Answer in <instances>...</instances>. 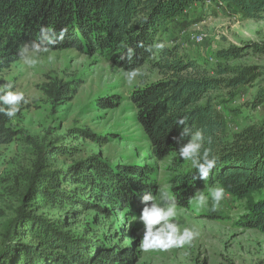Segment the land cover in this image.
I'll return each instance as SVG.
<instances>
[{"label": "trees", "instance_id": "1", "mask_svg": "<svg viewBox=\"0 0 264 264\" xmlns=\"http://www.w3.org/2000/svg\"><path fill=\"white\" fill-rule=\"evenodd\" d=\"M211 1L225 3L251 19H259L264 13V0ZM200 3L205 0H0V75L20 60L19 48L36 40L41 26L54 28L57 33L65 30L63 40L52 51L101 55L124 71L151 64L161 79L135 89L131 101L154 157L163 160L178 152L174 138L179 137L183 126L176 125V120L183 117L211 137L210 147L219 157L207 181L194 179L195 170L180 178L174 193L177 206L188 207L197 191L216 183L244 199L264 190V120L227 139L222 136L226 117L212 94L253 86L264 73L251 66L222 64L209 70L182 57L176 46L145 50L153 43H163L171 24ZM141 42L144 47H138ZM126 46L135 49L131 61L123 58ZM250 49L258 52L260 47H231L219 56L226 61L239 60ZM79 86L75 80L51 84L46 94L54 103L65 104ZM263 93L256 97L257 102L264 101ZM99 103L106 108L117 104L112 97ZM14 119L0 114V144L7 145L17 136L12 127ZM79 134L96 143L106 141L89 130ZM25 139L33 145L36 159L31 170L23 173L19 206L5 229L0 264H131L132 252L121 253L99 241L69 233L65 220L46 217L39 210L49 205H72L106 211L100 205L103 202L130 209L132 214L141 213L146 206L142 197L147 193L157 195L151 171L137 165L112 167L98 156L57 169V158L68 156L72 149L61 144L64 136L53 142ZM186 142L187 138L182 141ZM66 184L80 187L64 189ZM79 190L87 196L77 195ZM248 210L244 226L264 234V200L251 202ZM77 214V210L70 213Z\"/></svg>", "mask_w": 264, "mask_h": 264}, {"label": "rangeland", "instance_id": "2", "mask_svg": "<svg viewBox=\"0 0 264 264\" xmlns=\"http://www.w3.org/2000/svg\"><path fill=\"white\" fill-rule=\"evenodd\" d=\"M170 30L163 36L165 47H178L182 57L203 68L212 70L220 64L251 66L264 73V13L259 19H251L225 3L205 0L175 20ZM197 35L205 36L202 44L194 42ZM250 44H258V52L250 49L247 56L234 61L219 56V52L231 47ZM48 55L54 59L49 61ZM41 60L35 68H28L19 60L0 75V85L11 83L13 90L23 91L28 101L21 104V110L12 122L17 136L7 145L0 144V251L4 246L7 223L19 206L23 173L31 170L36 159L34 147L26 137L40 143L44 140L53 142L64 136L61 144L72 149L68 156L62 154L57 158V169L83 163L92 156H98L112 167H147L155 180L157 194L159 189H167L174 195L180 178L195 170L180 160L178 152L163 160L156 159L148 137L137 122L132 92L161 79V74L151 64L140 68L136 80L127 84L125 71L101 55L51 50L43 54ZM74 80L80 86L65 104L54 103L47 96L49 85ZM263 92L264 75L253 86L241 87L234 92L221 89L212 94L218 109L226 117L223 137L229 139L264 120V101L256 100ZM108 97L114 98L116 106H101L99 101ZM87 130L103 136L106 141L96 143L79 134ZM75 187L80 186L66 184L64 189ZM210 187L205 189L206 194ZM77 195L87 196L81 190ZM259 200H264V190L240 199L226 189L225 198L216 210L211 207L210 197L205 208H196L191 202L186 208L177 206L176 219L181 228H195L199 237L191 246L167 252H142L139 247L144 232V225L139 221L141 213L132 214L130 209H118L115 204L102 202L100 205L106 211L49 205L41 208L39 214L65 220L69 233L99 241L121 253L132 252L131 264H264V234L246 228L243 220L249 204ZM74 210L78 214L70 215Z\"/></svg>", "mask_w": 264, "mask_h": 264}, {"label": "clouds", "instance_id": "3", "mask_svg": "<svg viewBox=\"0 0 264 264\" xmlns=\"http://www.w3.org/2000/svg\"><path fill=\"white\" fill-rule=\"evenodd\" d=\"M64 35V29L57 33L54 28L41 26L37 39L30 43L26 42L19 48L18 55L21 63L28 68H35L42 62V55L50 53L55 45L63 40ZM138 47H144V44L141 42ZM164 47V43L157 42L145 50L151 52L153 48L163 50ZM134 55L135 49L126 46L123 58L131 61ZM47 58L49 61L54 59L51 55H48ZM139 75V69H129L124 72L125 82L131 84ZM27 102L25 93L18 88L13 90L11 83L0 85V114L11 120L20 112L21 104ZM187 119V117H183L176 120V125L183 126L179 137L174 138L175 143L179 145L178 156L180 160L195 169L198 176L195 174L194 179L207 181L216 168L219 157L210 147L211 137H206L203 129L189 125ZM185 138H187V142L182 143ZM225 195L226 189L220 184H216L207 189V194L205 190L197 191L190 202L196 208H205L209 205L210 197L211 207L216 210L220 207ZM142 200L146 205L139 216V221L144 225L143 237L139 244L142 252H167L174 248H184L191 246L199 237V231L195 228L187 226L181 228L176 219L178 216L176 198L171 191L159 189L157 195L147 193L142 197Z\"/></svg>", "mask_w": 264, "mask_h": 264}, {"label": "built area", "instance_id": "4", "mask_svg": "<svg viewBox=\"0 0 264 264\" xmlns=\"http://www.w3.org/2000/svg\"><path fill=\"white\" fill-rule=\"evenodd\" d=\"M194 42L197 44H202L205 41L204 35H197L193 38Z\"/></svg>", "mask_w": 264, "mask_h": 264}]
</instances>
